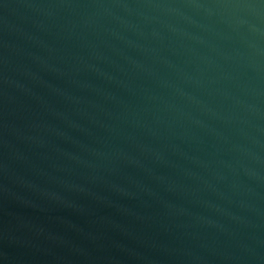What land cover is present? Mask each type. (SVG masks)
Returning <instances> with one entry per match:
<instances>
[{
    "label": "water",
    "instance_id": "95a60500",
    "mask_svg": "<svg viewBox=\"0 0 264 264\" xmlns=\"http://www.w3.org/2000/svg\"><path fill=\"white\" fill-rule=\"evenodd\" d=\"M0 264H264V0H0Z\"/></svg>",
    "mask_w": 264,
    "mask_h": 264
}]
</instances>
